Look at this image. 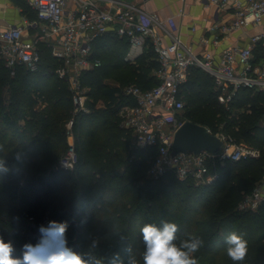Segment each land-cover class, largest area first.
Wrapping results in <instances>:
<instances>
[{"label":"trees","instance_id":"trees-1","mask_svg":"<svg viewBox=\"0 0 264 264\" xmlns=\"http://www.w3.org/2000/svg\"><path fill=\"white\" fill-rule=\"evenodd\" d=\"M10 1L35 19L22 0ZM36 47L39 64L33 72L17 66L11 74L0 59V163L5 169L0 171V237L12 242L14 258H22L25 244L39 241L38 229L47 226L42 220L48 216L67 221L73 251L101 264H112L117 256V264H129L130 258L143 264L141 229L147 224L161 227L163 222L178 225L177 244L190 235L202 239L196 253L199 264H219L221 258L223 264H233L226 254V237L232 232L247 241L242 264H257L258 251L264 250V203L255 211L235 207L264 172V92L238 88L220 104L209 75L190 69L178 93L184 101L179 119L207 130L223 121L235 142L256 149L259 156L214 162L216 176L207 184L180 181L170 173L152 180L145 173L155 149L134 148L129 132L118 126V109L130 100L121 89L102 82L111 78L123 87L147 90L158 83V64L148 46L130 66L123 60L127 40L106 33L91 44L100 66L80 75L88 89V112L73 117L78 159L69 171L57 168L61 149H66L64 123L72 117L69 92L54 74L59 62L49 47L42 41ZM96 101L101 107L94 108ZM198 111L203 114L196 116ZM37 164L42 168L27 179L28 169Z\"/></svg>","mask_w":264,"mask_h":264},{"label":"built area","instance_id":"built-area-1","mask_svg":"<svg viewBox=\"0 0 264 264\" xmlns=\"http://www.w3.org/2000/svg\"><path fill=\"white\" fill-rule=\"evenodd\" d=\"M25 1L35 13V19L24 25L0 26V59L11 74L17 66L33 72L39 64L36 43L42 41L59 62L54 74L66 83L72 117L65 123L66 149L57 160V168L71 171L77 163L73 117L88 112V89L81 85L80 75L100 66V61L92 57L91 44L109 32L127 40L125 62L136 59L149 46L158 64L154 73L157 85L147 90L134 85L124 86L121 95L130 103L121 105L117 112L118 126L129 132L134 148L155 149L146 177L157 180L170 173L177 180L191 179L195 185H202L215 178V174H209V167L214 162L223 164L258 158L256 149L235 142L227 135H215L223 144L217 155L206 152L196 156L172 155L171 143L175 130L182 123L179 118L184 101L178 93L190 69H199L209 75L220 104H226L238 88L264 92V30L250 36L247 45L222 50L214 58L209 52H193L173 33L169 27L172 17L160 19L131 0ZM206 3L230 14L227 22L211 27L221 34L264 25V0H245L243 3L239 0H206ZM27 30L33 31L30 36ZM257 47L262 50L259 64L254 62ZM262 203L264 172L252 189L241 195L235 209L255 211ZM49 221L48 216L43 218V222Z\"/></svg>","mask_w":264,"mask_h":264},{"label":"clouds","instance_id":"clouds-1","mask_svg":"<svg viewBox=\"0 0 264 264\" xmlns=\"http://www.w3.org/2000/svg\"><path fill=\"white\" fill-rule=\"evenodd\" d=\"M0 171H5L2 163ZM67 229V221H49L47 226L41 225L38 229L39 241L35 245L25 244L22 258H14L12 242H5L0 237V264H101L99 259H85L68 246ZM141 231L145 243L143 264H199L196 253L203 246L202 239L190 235L179 244L175 243L177 224L163 222L161 227L147 224ZM226 245V254L233 264H242L248 251L247 241L242 235L230 233L226 237ZM117 261L118 256L112 264H117ZM129 264H136L135 259L130 258Z\"/></svg>","mask_w":264,"mask_h":264},{"label":"crops","instance_id":"crops-1","mask_svg":"<svg viewBox=\"0 0 264 264\" xmlns=\"http://www.w3.org/2000/svg\"><path fill=\"white\" fill-rule=\"evenodd\" d=\"M28 10L32 13L25 0H22ZM147 13L155 14L160 19L172 17L169 26L187 46L195 53L209 52L217 58L222 50L231 47H243L247 45L250 36L264 30V25L248 26L240 30L221 34L211 30L215 24H223L230 19V14L225 11L216 10L207 5L206 0H131ZM243 3L245 0H239ZM66 4V9L69 7ZM34 18L27 17L20 6L10 0H0V26L24 25L33 21ZM32 30H27L28 35ZM216 40V43L214 41ZM262 50L257 47L254 51V62L259 64ZM101 107V106H97Z\"/></svg>","mask_w":264,"mask_h":264},{"label":"water","instance_id":"water-1","mask_svg":"<svg viewBox=\"0 0 264 264\" xmlns=\"http://www.w3.org/2000/svg\"><path fill=\"white\" fill-rule=\"evenodd\" d=\"M223 149L222 142L205 127L190 121H183L175 130L171 143V154L198 155L206 152L217 155Z\"/></svg>","mask_w":264,"mask_h":264},{"label":"rangeland","instance_id":"rangeland-1","mask_svg":"<svg viewBox=\"0 0 264 264\" xmlns=\"http://www.w3.org/2000/svg\"><path fill=\"white\" fill-rule=\"evenodd\" d=\"M127 64H129L130 66H134L135 64H136V59H133V60H130V61H127L126 62ZM102 84L103 85H105L106 87H117V88H119V89H122L123 88V86L121 85V83H118L117 81H114L113 79H111V78H108V79H106V80H103V82H102ZM127 86V85H126ZM88 93V90L86 91V94ZM4 101H7V94H5L4 93ZM87 102H88V100H87ZM86 102V103H87ZM102 105V102H100V101H96V103H95V105H94V108H97V106H101ZM87 107V106H86ZM87 109H88V107H87ZM203 113L201 112V111H198V113H197V115L196 116H200V115H202ZM68 121V120H67ZM183 121H185L183 118L182 119H179V122H183ZM225 123L223 122V121H220V122H216V124L214 125V128L212 129V128H210L209 127V130H211V131H209L211 134H213V135H216V136H222V135H227V136H230V137H232L231 136V134H230V132L227 130H225ZM64 128H65V123H64ZM235 130H236V126H235ZM239 143H241V142H239ZM64 149H65V147L64 148H62L61 149V153H60V156L63 154V152H64ZM59 156V157H60ZM58 157V158H59ZM256 159V158H255ZM42 168V164H37L35 167H30L29 169H28V171H27V179H29V178H31V177H34L35 175H36V173H38V171L40 170ZM147 170V169H146ZM209 174H210V176H212V175H216V173H215V171H214V169L212 168V165L210 166V168H209ZM145 176H146V174H145ZM62 177V179H65L66 178V175H63V176H61ZM243 194V193H242ZM241 194V195H242ZM43 221V220H42ZM48 223L49 222H47V223H45V222H43V224L44 225H48ZM260 243H261V245H263L264 246V240L262 241H260ZM263 257H264V250H260V251H258V256H257V259H256V263L257 264H262V262H263ZM224 260L225 259H223V258H221L220 260H219V264H223V262H224Z\"/></svg>","mask_w":264,"mask_h":264}]
</instances>
